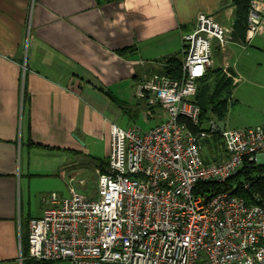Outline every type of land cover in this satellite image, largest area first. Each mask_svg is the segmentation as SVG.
<instances>
[{
    "label": "built area",
    "instance_id": "built-area-1",
    "mask_svg": "<svg viewBox=\"0 0 264 264\" xmlns=\"http://www.w3.org/2000/svg\"><path fill=\"white\" fill-rule=\"evenodd\" d=\"M262 23L264 4L250 0L247 34ZM226 41L222 24L197 15L192 31L181 37L180 77L150 71L136 86L137 97L159 105L165 118L146 131L110 125L96 197L73 188L67 196L50 193L41 215L29 221L26 258L71 264H264V203H245L234 194L235 185L217 191L200 187L222 183L244 166L264 168V123L228 128L212 116L201 120L194 102L214 50ZM214 137L217 143L208 146Z\"/></svg>",
    "mask_w": 264,
    "mask_h": 264
},
{
    "label": "crops",
    "instance_id": "crops-1",
    "mask_svg": "<svg viewBox=\"0 0 264 264\" xmlns=\"http://www.w3.org/2000/svg\"><path fill=\"white\" fill-rule=\"evenodd\" d=\"M235 12L232 0H0V264H22L30 219L50 193L64 196L51 183L82 172L87 154L99 158L91 154L97 139L106 157L122 113L158 115L154 126L165 118L136 86L161 59L180 55L198 14L213 16L227 39L207 71L233 78L234 48L264 39V23L250 36L235 33Z\"/></svg>",
    "mask_w": 264,
    "mask_h": 264
},
{
    "label": "rangeland",
    "instance_id": "rangeland-1",
    "mask_svg": "<svg viewBox=\"0 0 264 264\" xmlns=\"http://www.w3.org/2000/svg\"><path fill=\"white\" fill-rule=\"evenodd\" d=\"M228 60L235 73L230 96L226 94L223 96L227 99V110L221 120L214 117L225 123L228 128L256 125L264 119V39L256 37L252 43H245L243 48H234ZM162 114L166 116L164 112ZM159 118L155 115L146 119L142 114L130 118L122 113L117 124L123 128L134 125L146 131L153 127L160 120ZM91 154L99 158L89 157L87 154L85 162L80 165L84 168L83 171L74 175L72 179L69 177L71 173L65 172L63 178L53 180L51 184L56 190L67 196L69 188H73L79 194L96 197L99 160L107 159L102 139L96 140Z\"/></svg>",
    "mask_w": 264,
    "mask_h": 264
},
{
    "label": "trees",
    "instance_id": "trees-1",
    "mask_svg": "<svg viewBox=\"0 0 264 264\" xmlns=\"http://www.w3.org/2000/svg\"><path fill=\"white\" fill-rule=\"evenodd\" d=\"M110 1L120 0H97V4ZM235 5V33L240 32L243 36L246 32V15L249 7L250 0H232ZM125 48L120 49L122 52ZM215 51V50H214ZM161 66L155 69V72L159 74L167 75L171 78L180 77L181 57L180 55H171L160 60ZM232 87V78L225 75L219 68L208 70L204 77L199 81L197 91L194 96V102L199 106L201 113V120L207 117H218L222 119L224 113L227 110V99L223 96L226 94L230 96ZM109 98L115 102L123 112L128 111L127 104L116 99L112 94L106 91ZM217 137H214L209 144L213 143L214 146L217 143ZM213 147H208V151L211 154ZM107 162L106 160H99V167H103ZM244 183L247 186L244 187ZM232 185H235L234 194L242 197L247 204L252 203H264V168L261 165H255L253 167L244 166L236 174L230 176L226 181L222 183L211 182L207 186L201 185L200 187L205 190L217 191L221 189H229ZM21 254L23 256L22 264H45L48 262H39L29 260L26 258L27 254V234L21 241Z\"/></svg>",
    "mask_w": 264,
    "mask_h": 264
}]
</instances>
